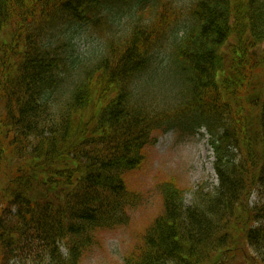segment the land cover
<instances>
[{
  "label": "trees",
  "instance_id": "trees-1",
  "mask_svg": "<svg viewBox=\"0 0 264 264\" xmlns=\"http://www.w3.org/2000/svg\"><path fill=\"white\" fill-rule=\"evenodd\" d=\"M127 2L0 0V264H81L96 232L128 223L137 199L125 176L155 133L200 128L217 185L187 205L183 189L162 182V214L123 264H264V90L247 91L264 65V0H194L175 52L182 102L152 115L129 110L122 85L167 39L176 12L171 0H140L157 22L113 41L50 122L42 98L66 66L63 48L42 51L39 38L60 23L98 26L103 7Z\"/></svg>",
  "mask_w": 264,
  "mask_h": 264
},
{
  "label": "clouds",
  "instance_id": "clouds-1",
  "mask_svg": "<svg viewBox=\"0 0 264 264\" xmlns=\"http://www.w3.org/2000/svg\"><path fill=\"white\" fill-rule=\"evenodd\" d=\"M193 4L194 0H171L176 18L168 29L167 39L151 49L150 59L143 69L123 82L129 110H143L152 115L181 104L183 83L176 69L175 52L192 26L190 12ZM98 16L102 20L98 26L60 23L39 38L42 51L63 48L65 65L62 67L66 66L65 71L57 73L62 82L42 98L47 104L51 123L61 120L86 74L110 54L113 41L123 42L131 37L138 24L151 27L158 19L156 7L144 8L140 0L108 4Z\"/></svg>",
  "mask_w": 264,
  "mask_h": 264
},
{
  "label": "rangeland",
  "instance_id": "rangeland-1",
  "mask_svg": "<svg viewBox=\"0 0 264 264\" xmlns=\"http://www.w3.org/2000/svg\"><path fill=\"white\" fill-rule=\"evenodd\" d=\"M255 67L249 80L250 88L247 89L250 90L251 86L256 88L252 94L264 90V65ZM154 137V143L143 150L140 167L125 176L127 189L137 199L128 209V223L96 232L97 241L81 264H123L128 253L141 243L154 219L162 214L163 203L159 190L162 182L173 180L183 189L187 205L197 199V192L208 193L216 186L217 179L212 166L214 157L205 131L189 134L171 129L155 133ZM245 253L248 256L250 251L247 249ZM227 264L249 262L246 257L237 256L235 261Z\"/></svg>",
  "mask_w": 264,
  "mask_h": 264
}]
</instances>
